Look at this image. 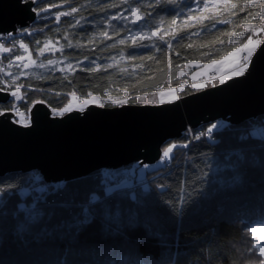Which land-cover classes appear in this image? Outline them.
<instances>
[{
    "label": "snow or ice",
    "instance_id": "6c2138e0",
    "mask_svg": "<svg viewBox=\"0 0 264 264\" xmlns=\"http://www.w3.org/2000/svg\"><path fill=\"white\" fill-rule=\"evenodd\" d=\"M64 2L61 0L62 4ZM41 3L42 0H15L18 9L34 14L30 17L32 23H36L41 14L48 15L58 7L51 3L40 7ZM97 6L100 11L119 8L113 15L105 13L102 17L104 25L112 21L120 22L113 25V35L127 29L128 35L118 39V44L130 40L134 47L146 48L141 42L148 40L156 48V42L160 41L169 49L174 37L177 40L184 38L176 35L179 30L197 24L201 28L209 24L212 28L218 24H232L238 18V12H245L251 7L253 11L247 12L244 20L250 21L254 12L257 22H242L241 31L229 32L230 51L218 60H209L203 65L194 60L186 62L185 68L196 65L204 69L191 71L193 90L215 87L233 77L245 76L253 54L264 42V0H242V3L236 0H189V3H183V0H120L119 5L107 3ZM77 11V7L68 4L67 11L57 10L51 15L60 21L61 16L71 17ZM122 12L126 14L121 15ZM167 15H170V20L168 27H164ZM151 21H156L154 26ZM80 23L81 20H76L77 25ZM88 23L98 22L93 19ZM131 26L139 30L132 32ZM81 31L84 29L81 28ZM34 34H38V30L25 25L0 32V55L12 53L17 47L24 53L12 55L7 61L8 68L15 65L16 71L5 72L0 67V93H8L5 98L7 103L0 105V117L9 121V127L19 125L30 130L33 125L32 106L38 102L45 103L44 100L33 99L27 105V114L18 106L27 100V89L33 88L31 83L25 86L20 78L45 79L43 73L31 72L30 68L59 71L67 78V73H74L77 68L91 74L111 68L120 59L136 58L135 53L125 57L121 51L119 58H112L111 63L105 64L96 60L87 65L80 61L71 63L67 57L39 61L32 58L28 44L23 39H17L18 36ZM67 35L65 32V37ZM100 36L107 39L108 29L104 28ZM56 47L51 42H46L44 47L37 44L36 56L40 57L45 51L54 52ZM68 47H73L71 41ZM75 47H80L79 42ZM82 59L87 61L88 57L83 56ZM132 67L137 66L134 64ZM175 75L181 77L184 72L177 71ZM186 83V80H181L175 87L169 85L138 94L134 102L145 105L172 103L179 98L177 93L185 88ZM120 92L123 95L114 96L106 90L103 99L90 91L86 96H78L75 91L68 92L67 103L51 108L49 114L53 117H65L72 112L84 114L89 105L104 107L105 102L122 106L128 103L127 90L121 88ZM223 127L231 130L235 146L221 147L223 140L217 133V129L221 128L220 121L195 131L188 128L180 139L167 143L154 162L136 160L127 166L98 169L93 184L84 192L66 178L46 182L39 173L27 177L9 173L0 175V264H183L184 257L190 252L185 247L182 253L178 244L173 249L175 234L168 230L169 226H175L182 232L186 224L218 196L225 194V199H228L227 193L244 189L252 170L259 174L260 207L256 212L240 207L230 217L231 223L243 224L247 229L245 235L251 237L250 241H244L242 248L237 249L238 255L232 264H264V113L226 123ZM193 140L206 145L207 151L190 155ZM176 149L184 153L180 191L178 196L168 195L166 198L169 185L158 181H166L167 177L173 176ZM62 193L66 195L62 196ZM30 194H34L31 202L25 203L23 198ZM17 197L19 202L12 203ZM50 252L53 254L50 255Z\"/></svg>",
    "mask_w": 264,
    "mask_h": 264
},
{
    "label": "trees",
    "instance_id": "16d2710c",
    "mask_svg": "<svg viewBox=\"0 0 264 264\" xmlns=\"http://www.w3.org/2000/svg\"><path fill=\"white\" fill-rule=\"evenodd\" d=\"M236 2L242 3V0H236ZM45 3H51L58 7L53 8L48 15L41 14L37 22L30 25L32 29L38 30V34L28 37L22 36V39L28 44L30 51L35 56L37 44L40 45L50 40L60 46L63 45L56 53V56L60 58L67 57L71 61H84L82 57L87 56L88 62L91 60L103 62L111 57L119 56L121 51L124 52L125 57L135 53L136 58L133 60L122 59L119 65L100 69L91 74L77 68L74 73L68 72L67 78H65V73L49 70L43 72L45 75L43 80L30 79L29 77L20 78L25 86L29 83L33 85V88L27 89V100L18 105L21 111L26 114L29 111L27 105L33 99L37 101L44 100V104L49 109L58 108L67 102V93L72 91H75L78 96H86L90 91L94 95L104 97L106 90L109 95H123L120 89L124 88L127 90L128 104H134V97L138 94L142 95L144 92L167 88L169 85L175 87L181 80H186L187 83L184 89L179 90L178 97L199 91L203 88L192 89L188 72H185L181 77H176L175 73L181 71L188 60L205 63L209 60L219 59L221 55L231 50L232 45L228 40L229 32L236 33L241 31L242 22H257L254 12L250 21L244 20L247 12L253 11L249 7L245 12H238V18L234 19L232 24H218L216 28H212L210 24L206 28H201L197 24L191 28L179 30L176 35H182L184 38L177 40L174 37L170 49L160 41L156 42V48L151 46L152 42L146 41L141 42L147 46L146 48H138L134 47L130 40H126L124 44L117 43L118 39L125 38L128 33L127 29L113 35V25L117 23L112 21L109 25H104L102 22V17L105 16V13L111 16L119 8H105L104 11H100L97 5L107 3H117L119 5L120 0H65L63 4L61 0H42L40 7H43ZM68 4L77 7V13H74L71 17L61 16L60 21H56L51 12L57 10L67 11ZM121 7L126 6L121 5ZM222 18L227 19V17ZM78 19L81 20L79 25L76 24ZM93 19L98 23H88V21ZM166 20H170V15L166 16ZM81 28L84 31H81ZM104 28H107L109 32L107 39L100 36V32ZM198 29L199 31H197ZM65 32L68 33L67 37H65ZM69 41L73 45L71 48L68 47ZM77 42L80 44L79 48L75 47ZM19 53L20 51L17 47L12 53L0 55V60L3 62L0 67L7 72L9 70L7 66L8 59L12 55H19ZM134 64L137 67L133 68L132 65ZM206 87L208 86L204 88ZM35 88L42 90L36 91L34 90ZM6 103H0V105ZM226 123H229V121H222L221 128L217 129V133L219 138L223 140L221 147H232L235 146L236 142L231 130L223 127ZM208 124L211 123H202L192 129L195 131L201 126L206 128ZM203 151H207L206 145L200 141H191L190 155ZM183 164L184 153L180 149H176L175 160L172 164L173 176L167 177L166 181H158L159 183L167 182L169 185L166 198L168 195L178 196ZM177 165H180V167H177ZM36 173L39 172L32 170L28 172H11L9 174H20L27 177ZM95 173L96 171L69 181L79 188L81 192H84L93 184ZM260 189L259 174L252 170L249 175V183L244 189H237L235 192L227 193L228 199H225V194L218 196L208 206L202 208L198 215L190 223L186 224L182 232L178 231L175 226H169L168 230L175 234V238L172 241L173 249L175 250L178 244L182 253L185 247L190 252L189 256L184 257L183 264H197V262L198 264H217V261L219 264H232V260L238 255L237 249L242 248L244 241H250L251 237L245 235L247 229L243 224L231 223L230 217L234 216L235 210L240 207L250 212H256L260 207ZM32 195L34 194L24 197V202L30 203ZM61 195L64 196L66 194L62 193ZM49 199L51 200V198ZM18 202V197L12 201V203ZM9 207H11V203ZM49 254L52 255L53 253L50 252ZM145 254L148 255L150 253L145 252Z\"/></svg>",
    "mask_w": 264,
    "mask_h": 264
},
{
    "label": "water",
    "instance_id": "95a60500",
    "mask_svg": "<svg viewBox=\"0 0 264 264\" xmlns=\"http://www.w3.org/2000/svg\"><path fill=\"white\" fill-rule=\"evenodd\" d=\"M15 0H0V32L32 23ZM8 93H0V103ZM39 102L33 125L9 127L0 117V175L38 171L46 182L82 177L100 168L158 159L162 145L179 139L187 128L218 119L235 122L264 113V42L257 47L243 77H233L179 96L169 104L89 105L85 113L53 117Z\"/></svg>",
    "mask_w": 264,
    "mask_h": 264
},
{
    "label": "rangeland",
    "instance_id": "374dc122",
    "mask_svg": "<svg viewBox=\"0 0 264 264\" xmlns=\"http://www.w3.org/2000/svg\"><path fill=\"white\" fill-rule=\"evenodd\" d=\"M201 2H202V0H201ZM183 3H189V0H183ZM126 13L125 12H122L121 13V15H125ZM194 15H195V13H193ZM165 23H164V27H168V21L166 20V16H165ZM115 23H120V22H117V21H115ZM151 23H152V25L154 26L155 25V23H156V21H151ZM180 23V18L178 17L177 18V24H179ZM131 30H132V32H137L139 29L136 27V26H131ZM128 35V33L126 34V36ZM125 36V37H126ZM146 42H151V41H148V40H145ZM46 42H51V44H55V45H57V47H56V51H54V52H48V51H45L40 57H37V56H35L34 54H32V52L30 51V49H29V51H30V53L32 54V58L33 59H38L39 61H42V60H47V59H58V60H63L64 58H60V57H58V56H56V53L60 50V45L58 44V43H56V42H53V41H50V40H47V41H45V42H43L42 44H40L39 46L40 47H44V45H45V43ZM19 51H20V53H19V55H23L24 53H23V50H21V49H19ZM120 56V55H119ZM119 56H116V57H111V58H109L108 60H106V61H103V62H100L99 60H96V62L97 63H101V64H105V63H111L112 62V58H119ZM1 57V56H0ZM121 60L122 59H120L119 60V62L118 63H113V66H115V65H119L120 63H121ZM216 60H218V59H216ZM69 62H71V63H74L75 61H71V60H68ZM92 61V60H91ZM91 61H80V63L81 64H89ZM207 62H205V63H199L200 65H203V64H206ZM186 65V64H185ZM185 65H184V68L181 70V71H183L184 73L185 72H188V78L191 80V75H190V73H191V71H204V69H202V68H198L196 65H190V66H188V68H185ZM8 71H16V68H15V65H13V67L11 68V69H9ZM7 71V72H8ZM29 71H31V72H35V73H37V74H39V73H43L44 71H47V69H40V68H36V67H32V68H30L29 69ZM22 78V77H21ZM208 87H210V86H208ZM158 90V89H157ZM156 91V90H155ZM153 92V91H152ZM177 96H178V93H177ZM67 103V102H66ZM106 105H104V106H107V103H105ZM134 104H141V103H139V102H135ZM52 116V115H51ZM216 121H220L221 123H222V121H224L223 119H218V120H216ZM216 121H214V122H211V123H215ZM188 129V128H187ZM175 140H178V139H175ZM173 140H171V141H168L167 143H170V142H172ZM167 143H165L164 145H162V147H161V151H162V149H163V147H166L167 146ZM175 151V150H174Z\"/></svg>",
    "mask_w": 264,
    "mask_h": 264
},
{
    "label": "built area",
    "instance_id": "2783aa9c",
    "mask_svg": "<svg viewBox=\"0 0 264 264\" xmlns=\"http://www.w3.org/2000/svg\"><path fill=\"white\" fill-rule=\"evenodd\" d=\"M31 24H32V23H31ZM31 24H30V25H31ZM30 25H28V26H30ZM17 39H18V40L22 39V36H18ZM101 98L103 99V97H101ZM105 103H107V106H114V105H111V104L108 103V102H105ZM127 104H128V103H127Z\"/></svg>",
    "mask_w": 264,
    "mask_h": 264
}]
</instances>
